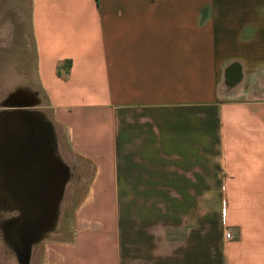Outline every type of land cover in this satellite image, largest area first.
Returning <instances> with one entry per match:
<instances>
[{
    "label": "crops",
    "instance_id": "obj_1",
    "mask_svg": "<svg viewBox=\"0 0 264 264\" xmlns=\"http://www.w3.org/2000/svg\"><path fill=\"white\" fill-rule=\"evenodd\" d=\"M16 108L76 199L34 264H264V0H0Z\"/></svg>",
    "mask_w": 264,
    "mask_h": 264
},
{
    "label": "water",
    "instance_id": "obj_2",
    "mask_svg": "<svg viewBox=\"0 0 264 264\" xmlns=\"http://www.w3.org/2000/svg\"><path fill=\"white\" fill-rule=\"evenodd\" d=\"M17 108L0 113V210L17 213L0 229L17 263L30 264L32 247L57 224L70 170L44 116Z\"/></svg>",
    "mask_w": 264,
    "mask_h": 264
},
{
    "label": "rangeland",
    "instance_id": "obj_3",
    "mask_svg": "<svg viewBox=\"0 0 264 264\" xmlns=\"http://www.w3.org/2000/svg\"><path fill=\"white\" fill-rule=\"evenodd\" d=\"M35 110L39 111V109H35ZM6 111H9V110H6ZM43 111H46V110H43ZM215 159H216L215 151H209V165H215L216 164ZM212 175H213L212 173L209 175V183L210 184L212 183V186H215L214 185V178L212 177ZM72 190H73V188L71 187V185L68 182L65 186L63 198H62L60 205H59V218H58L57 224H56L54 230H52L50 233L45 235L44 239L50 237V234L56 230V227L60 221V215L62 214V211L68 210L70 207L73 206L76 199H73L71 197ZM219 190L220 189H217L216 187H209V190H208V194H209V201H208V217H209V219H208V230H209V235H211L215 229V224H216L215 221H216L217 217L220 218V216H217L219 213V206H220V204L218 203V191ZM0 212H3V211L0 210ZM3 213H5V212H3ZM11 214H14V216L17 215L16 212L11 213ZM1 225H0V228H1ZM1 235H2V233H1V229H0V259L3 260L2 262L0 261V264H18L12 250L10 248H8V246L4 243ZM39 245H41V243L35 244L32 247L31 263L30 264H34L36 259H37L36 255H37V248Z\"/></svg>",
    "mask_w": 264,
    "mask_h": 264
},
{
    "label": "flooded vegetation",
    "instance_id": "obj_4",
    "mask_svg": "<svg viewBox=\"0 0 264 264\" xmlns=\"http://www.w3.org/2000/svg\"><path fill=\"white\" fill-rule=\"evenodd\" d=\"M14 214H11V213H3V212H0V225L6 221L7 219L13 217Z\"/></svg>",
    "mask_w": 264,
    "mask_h": 264
},
{
    "label": "built area",
    "instance_id": "obj_5",
    "mask_svg": "<svg viewBox=\"0 0 264 264\" xmlns=\"http://www.w3.org/2000/svg\"><path fill=\"white\" fill-rule=\"evenodd\" d=\"M225 237L226 238H229L230 237V234L229 233H226Z\"/></svg>",
    "mask_w": 264,
    "mask_h": 264
}]
</instances>
